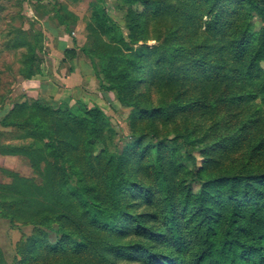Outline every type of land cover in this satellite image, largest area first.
<instances>
[{"label":"trees","instance_id":"16d2710c","mask_svg":"<svg viewBox=\"0 0 264 264\" xmlns=\"http://www.w3.org/2000/svg\"><path fill=\"white\" fill-rule=\"evenodd\" d=\"M59 1L53 8L40 3L37 10L40 17L57 20L68 29V17L74 13ZM98 2L87 25L95 47L83 50L100 59L98 73L120 100L128 102L142 74L155 88L165 79L160 64L153 62L160 47L134 51L103 0ZM143 2L149 21L154 20L156 15L149 11L151 1ZM197 4L195 13L188 9V29L197 39L206 36V41L186 63L188 78L183 83L187 79L195 82L193 91L232 92L230 106L237 101L251 102L257 112H250L237 134L243 135L250 124L252 129L263 127V132L264 0H238L236 10L230 7V19L206 27L203 15L208 10L200 1ZM250 10L262 19L261 28L253 29L246 22L243 13ZM129 27L132 42L140 41L137 29ZM27 30H22L27 40H16L14 45H29L26 60L30 62L37 38L31 40ZM210 40L222 42L215 54H222L219 61L226 64L220 65L221 72L216 75L209 66L211 51L207 49L211 48L206 42ZM37 74L40 72L32 70L21 76L31 79ZM165 109L142 111L146 118L160 122ZM2 124L16 128L22 139L31 141L14 145L0 141V154L26 157L37 173L36 177L11 172L10 182H0V216L13 228L33 227V238L18 243L19 249L30 245L21 264H264V170L246 164L218 175L188 170L167 138L157 145L129 148L124 154L112 151L110 121L104 110L82 102L77 106L40 100L20 103ZM159 128L156 124L148 131L155 133ZM100 144L104 148L97 154ZM187 178L200 185L198 192ZM55 225L61 234L59 243L40 246L46 234L43 228ZM2 252L0 246V264H8Z\"/></svg>","mask_w":264,"mask_h":264},{"label":"rangeland","instance_id":"374dc122","mask_svg":"<svg viewBox=\"0 0 264 264\" xmlns=\"http://www.w3.org/2000/svg\"><path fill=\"white\" fill-rule=\"evenodd\" d=\"M150 1L149 11L156 17L149 21L146 12L148 7L143 0H103L107 12L119 22L134 51L158 45L160 47L161 53L154 56L153 62L160 64L165 79L155 88L146 83V76L142 74V79L136 83L128 102H124L119 99L117 91L104 80V75L98 73L101 71L100 59L83 50L95 47L92 44L93 33L87 25L91 22L95 6L99 4L98 0L62 1L65 7L74 13L68 17L69 26L65 29L70 34L72 45L67 52V47H62L58 42L59 31L51 33L43 29L34 15L30 14L31 2L0 0V141L6 145L28 144L31 141L30 138L22 139L20 131L16 128L2 124L9 121L20 103L30 104L40 100L44 103L77 106L78 102H82L88 107L100 106L104 110L110 121L108 134H112L109 138L112 151L124 154L129 148L157 145L160 139L167 138L171 140L170 147L172 144L176 146L178 155L183 159L182 164L188 170L203 169L206 175H218L229 168L238 169L244 164L251 169L264 170V143L259 147V144L264 142V131L261 132L263 127L252 129L250 124L243 135L237 134V129L245 124L250 112L256 113L258 108L251 102L246 105L238 101L230 106L228 96L232 95V92L223 94L221 90L213 93L193 91L195 82L187 79L186 83H183V79L188 78L186 63L196 54L197 46L206 41V36H199L197 39L191 35L188 29V9L192 14L195 13L197 2L200 1L204 9L208 10L203 15L206 27L207 23L230 19V7L236 10L238 0ZM48 2L51 3V8L56 5V0H47ZM243 15H247L246 22L252 24L253 29L262 27V19L255 10L244 12ZM199 18L201 19L202 15H199ZM131 25L137 29L136 36H141L138 42H132L130 38ZM25 28L28 29L31 40L37 38L30 62L26 60L30 55L29 45H14L16 40H27L22 31ZM220 28L223 30L222 25ZM149 34L155 38H143ZM221 44L222 42L213 40L206 42L211 48L207 51H211L209 66L212 67L213 75L221 72L220 65L226 66L219 61L224 56L215 54ZM77 68L86 77L85 85L76 87L73 84L70 85L72 88L64 89L61 78H67ZM32 70L40 72L42 76L37 74L31 80L21 76L22 72L30 73ZM175 79H178L177 84L174 83ZM161 106L166 109L160 122L146 118L142 111L148 108L154 110ZM203 114L205 115L202 116ZM156 124L160 127L157 132L148 131ZM145 130L148 132L138 135ZM103 148L100 144L95 152L100 154ZM11 172L37 177L26 157L0 154V182H10ZM187 181L190 179L187 178ZM190 184L194 192L200 190L197 182L190 181ZM57 227L55 225L52 229L43 228L46 234L41 239L40 246H55L59 243L61 234L57 232ZM33 236L32 226L21 225L13 228L8 219L0 216V246L8 264H21L23 255L29 254L30 245L26 244L19 249L18 243ZM65 242L64 239L63 243Z\"/></svg>","mask_w":264,"mask_h":264},{"label":"crops","instance_id":"0c3cea01","mask_svg":"<svg viewBox=\"0 0 264 264\" xmlns=\"http://www.w3.org/2000/svg\"><path fill=\"white\" fill-rule=\"evenodd\" d=\"M61 1H63V0H61ZM28 2H31L30 3V6H31L30 7V14L34 15V18H36L39 21L38 24H41L43 29L49 30L48 26H51V28L54 31L55 30L59 31V41H58L59 44L62 47H65V46L67 48L72 47L71 42L69 40L70 34L65 31V29H67L65 24L58 23L57 20H56V22H52L47 16L46 17H40L39 16V13L37 10L39 4L40 3H42V4L46 3L49 5L51 3H49V2L47 3V0H28ZM52 14H54V12H52ZM38 76H42V75H38ZM50 78H52V77H50ZM29 80H31V79H29ZM85 80H86V77L84 76V73H82V71L77 68L74 72L71 73V75H69L67 78H61L60 81L62 83V86H64V89H70L73 87L70 85H73V84L76 87H78L80 85H85Z\"/></svg>","mask_w":264,"mask_h":264}]
</instances>
